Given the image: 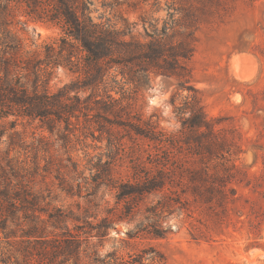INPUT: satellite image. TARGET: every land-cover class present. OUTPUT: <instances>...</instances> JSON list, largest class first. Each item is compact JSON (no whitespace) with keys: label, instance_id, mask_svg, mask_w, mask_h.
<instances>
[{"label":"trees","instance_id":"obj_1","mask_svg":"<svg viewBox=\"0 0 264 264\" xmlns=\"http://www.w3.org/2000/svg\"><path fill=\"white\" fill-rule=\"evenodd\" d=\"M97 10L94 0H0V264H145L132 255L126 259L113 252L102 257L97 249L89 250L93 237L107 234L112 224L109 216L93 225L88 208L80 213L79 204L78 210L55 205L58 194L47 183L39 185L47 182L52 167H44L46 173L42 174L37 158L30 166L18 155V148L25 143V132L19 126L35 120L50 132H60L69 129L73 117H84L85 121L97 122V126H89L93 131L108 129L106 125L124 127L154 141L152 149H146L150 158L145 159L143 146L126 148L119 140V147L126 153L140 152L124 170L116 161L93 164L94 185L112 187L120 200H144L150 194H161L159 204L166 208L192 197L203 207L208 228L247 222L249 234L264 238V206L239 191V187H247L256 192L264 172H251L238 162L244 152L241 133L210 117L199 89L188 85L192 73L185 63L192 55L189 44L182 43V51L174 53L160 39L144 43L128 26L121 28L116 22L98 20L94 15ZM19 14L60 25L61 38L42 51L25 49L22 38L13 30ZM167 32L165 35L171 37ZM61 66L75 76L51 90L50 80ZM153 72L176 77L181 89L194 92L178 105L173 95L181 123L178 132L169 133L144 124L141 118L133 119L124 86L120 97L112 92L116 87L110 82L119 84L118 74L138 91ZM109 131L114 132L111 128ZM6 134L8 146L3 149ZM72 163L77 170L78 162ZM61 168L55 179L63 181ZM66 186H71L70 182ZM259 192L264 198V191ZM177 196L181 199H175ZM138 228L137 233L146 230ZM150 233L163 236L156 231ZM253 245L264 249L263 243Z\"/></svg>","mask_w":264,"mask_h":264},{"label":"rangeland","instance_id":"obj_2","mask_svg":"<svg viewBox=\"0 0 264 264\" xmlns=\"http://www.w3.org/2000/svg\"><path fill=\"white\" fill-rule=\"evenodd\" d=\"M94 1L98 7L94 15L98 20L116 22L121 28L128 26L144 43L160 39L174 53L182 51V43L189 44L192 55L185 63L192 73L188 85L199 89L210 117L219 119L221 126L236 128L241 133L244 152L238 156V162L249 171L262 174L264 0ZM167 29L171 37L165 35ZM13 30L22 38L25 49L32 51H42L45 45L58 42L63 33L56 23L35 21L20 14ZM74 76L68 68L58 67L49 88L57 90ZM117 79L119 84L110 82L116 87L112 92L120 97L124 86L126 102L132 103L133 119L141 118L144 124L150 123L169 133L180 130L173 95L178 105L193 90L181 89L176 77L155 72L138 91L134 84H125L121 74ZM25 124V127L19 126L25 132V143L18 148V155L30 166L37 158L42 174L46 173L44 167H52L54 171L48 174L47 182L41 181L39 185L47 183L58 194L53 203L76 210L79 204L80 213L88 208L93 225L102 217L111 219L107 234L93 237L89 250L97 249L102 257L113 252L126 259L132 255L145 264H264V249L253 245L264 244V238L256 239L249 234L247 222L225 225L222 229L208 228L203 207L192 197L191 201L182 199L183 204L166 208L159 204L161 194H150L144 200L133 197L120 200L112 187L94 185L90 169L93 164L100 160L116 161L123 164L120 168L124 170L140 152L126 153L125 148L119 147V140L126 148L134 144L143 146L145 159L150 158L147 150L152 149L154 141L124 127L106 125L108 129L93 131L89 126H97V122L85 121L84 117L80 120L73 117L69 129L60 132H50L39 120ZM8 139L7 134L3 136V149L7 148ZM72 161L78 162L77 170ZM59 168L64 173L63 181L67 179L65 183L55 179ZM67 182L71 186H66ZM239 191L258 199L264 206V198L259 194L264 191V177L256 192L247 187H239ZM129 208L133 210L128 212ZM138 227L146 230L137 233ZM151 231L163 236H154Z\"/></svg>","mask_w":264,"mask_h":264}]
</instances>
